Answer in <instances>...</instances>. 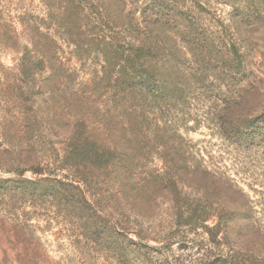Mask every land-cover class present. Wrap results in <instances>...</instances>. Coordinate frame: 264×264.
I'll use <instances>...</instances> for the list:
<instances>
[{
  "label": "rangeland",
  "instance_id": "374dc122",
  "mask_svg": "<svg viewBox=\"0 0 264 264\" xmlns=\"http://www.w3.org/2000/svg\"><path fill=\"white\" fill-rule=\"evenodd\" d=\"M47 3L0 0V16L18 20L15 40H0V178L88 127L89 144L116 145L155 188L116 206L114 181L92 172L94 208L124 225L125 254H106L107 237L92 246L81 214L50 199L24 211V226L0 205V264H264V0L112 1L117 31L151 61L150 89L122 99L100 50L79 62L66 50L70 61L43 72L17 60Z\"/></svg>",
  "mask_w": 264,
  "mask_h": 264
},
{
  "label": "trees",
  "instance_id": "16d2710c",
  "mask_svg": "<svg viewBox=\"0 0 264 264\" xmlns=\"http://www.w3.org/2000/svg\"><path fill=\"white\" fill-rule=\"evenodd\" d=\"M47 1L43 18L25 27L26 42L17 58L20 63L28 62L40 72L49 71L55 67H63L66 61H70L64 57L66 50H69L75 62H79V56L96 49L102 52L104 64L113 65L115 70L111 87L114 99H122L126 95L132 96L139 92L143 95L150 89L152 81L145 69L151 61L138 54L140 51L149 50V47L144 46L141 41H137L138 46L134 47L119 34V23L113 19L109 10V5L114 0ZM17 22L14 18L7 17L4 20L0 16V40H15L14 27ZM21 23L19 20L18 24ZM51 78L58 81L55 73ZM74 101L81 108L88 105L87 100L80 95L72 102ZM89 132L88 127L84 135L76 136L74 132L69 145L52 149L50 156L44 157L35 165L6 171L14 175V178H0V205H3L6 219L14 225L24 226V211L35 209L37 202L50 199L53 202L51 206L56 210L62 209L64 205L65 210L69 208L81 214V234L92 246H100L104 237H107L105 241H109V248L103 250L106 254H125V250L119 246L125 236L124 225L117 220L110 222L104 211L94 208L89 192L92 182L90 179L94 175L92 172H105L114 181L112 200L116 206L125 204L129 195H134L135 192L141 195L147 186L152 189L155 185L150 186L147 182L143 184V179L136 171L135 161L116 145L101 147L89 144ZM18 134H21L20 139L26 136V133ZM24 151L31 153L33 148L26 145ZM26 174L36 179H28ZM18 211L22 212L21 215L15 213ZM124 215L118 214L122 217Z\"/></svg>",
  "mask_w": 264,
  "mask_h": 264
}]
</instances>
